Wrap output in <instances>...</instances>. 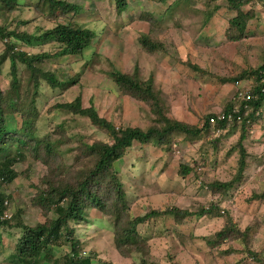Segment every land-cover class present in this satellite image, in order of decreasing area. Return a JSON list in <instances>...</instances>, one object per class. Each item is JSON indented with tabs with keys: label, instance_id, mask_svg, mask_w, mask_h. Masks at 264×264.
<instances>
[{
	"label": "rangeland",
	"instance_id": "1",
	"mask_svg": "<svg viewBox=\"0 0 264 264\" xmlns=\"http://www.w3.org/2000/svg\"><path fill=\"white\" fill-rule=\"evenodd\" d=\"M64 1L76 4L79 9L78 14H70L66 20L60 21L68 23L71 19L70 22L94 31L96 37L92 48L83 56L54 58L59 51V45L55 43L25 48L31 54L47 53L50 57L45 67L51 71L56 70L60 78H80L78 84L75 83L62 93L47 86L43 87L41 101L48 103L45 111L55 104L66 103L76 96H81L84 107L94 105L103 117L116 126L147 130L152 125L149 108L123 95L111 78V74L115 72L129 75L137 72L143 79H155L157 90L172 118L203 128L202 120L206 114H220L224 104L233 99L238 90L243 87L247 90L251 84L246 82L236 87L232 83H221L219 78L234 77L245 68L259 67L264 60V0H252L244 7L245 12L253 10L254 18L248 22L247 37L240 42H232L227 37L230 15L226 13L228 10H225L227 7L223 0L214 2L222 8L220 9L223 15L215 16L207 26L205 16L199 13L181 14L179 22L175 24L165 15L161 16L164 12L161 10H165L172 3L168 0L165 4L160 0H129V8L121 16L123 20L120 16L116 17L117 12L112 0ZM205 1L202 0L203 3L197 6L201 13L207 11ZM24 3H35V0H24ZM43 9L50 8L44 5ZM151 13L154 14L149 21L146 16ZM234 15L235 13L231 16ZM132 18H140L145 24L132 27L133 23H129ZM0 19L2 23L12 20L21 23L30 21L28 26L21 27V30H25L29 35L38 29L46 31L55 27L30 6H21L13 15H0ZM133 28L162 42L166 53L150 55L144 52L140 37H137ZM2 49L3 43L0 41V55ZM195 65L199 69L194 68ZM9 73L8 60L2 65L0 73V85L4 90L9 88ZM50 118L52 115L45 113L40 119V135L50 130ZM263 125L252 128L251 138L247 142L248 169L242 181L228 194L223 193L225 195L211 192L206 186L210 187L218 181L230 182L236 177L239 152L234 151L230 158L226 154L231 147H236L239 135L236 139L229 138L224 141L214 165L216 156L212 155V147L205 146L204 135L194 142L184 141L180 144L185 152L182 159L179 155L171 159L170 153H164L155 145L136 143L125 157L115 164L127 190L131 213L143 214L147 205L161 209L178 206L193 213L183 225H176L171 221L167 223L166 227L171 232L163 234L164 237L155 235L158 239L150 242V258L161 264H168L171 257L181 264H235L238 260H241L242 264H264L253 260L247 252L251 250L264 255V226L260 227L264 225V202L251 200L253 194L264 192ZM69 129H72L73 133H68V137L81 133L94 139H106L105 135L92 127L86 119L72 123ZM206 141H211V138ZM205 151H208V155H204ZM15 153V147L9 148L5 157ZM63 154L60 162L71 165L76 153L68 154L65 150ZM180 160L192 164L193 173L182 177ZM58 162L59 159L57 164ZM13 169L18 177L3 186V190L10 197L7 201L8 213L12 216L18 209H22L24 221L28 225L36 226L44 222L45 218L41 208L34 207L33 200L40 190L38 188L41 180L49 174L48 166L29 157L26 161L15 164ZM212 202H220L226 214L220 213L221 217L216 218H198L200 211ZM228 213L243 230L260 225L253 239L246 241L250 245L242 244V238H230L220 245L208 243L214 241V235L224 228ZM50 217L54 218V214H50ZM90 217L95 220L93 226H80L78 236L81 237L85 253H90L93 257V264L139 262L138 254L125 256L116 249L114 233L106 216L91 210ZM99 219H103L102 224ZM158 227H161V224H158ZM19 236L18 230L0 227V264H13L11 255L14 254ZM68 248L67 245L53 246L49 251L51 257L44 264H53L54 258L59 259V264H63L62 258Z\"/></svg>",
	"mask_w": 264,
	"mask_h": 264
},
{
	"label": "trees",
	"instance_id": "2",
	"mask_svg": "<svg viewBox=\"0 0 264 264\" xmlns=\"http://www.w3.org/2000/svg\"><path fill=\"white\" fill-rule=\"evenodd\" d=\"M112 1L116 8V17L121 18L129 8V0ZM160 1L165 4L167 0ZM168 1L172 3L165 10H161L164 11L161 16L165 15L174 24L179 22L178 16L181 14H203L206 26L218 14L223 15L222 8L214 3L216 0H206L204 4L207 11L202 13L197 8L199 3H203L202 0ZM223 1L227 7L225 10L235 13L231 16L232 14L226 12L230 15L227 37L232 42H240L247 37L248 22L254 18L253 10L245 12L244 9L252 0ZM44 5H48L50 9H43ZM21 6L33 7L39 16L55 27L46 31L38 29L29 35L25 30H21V27L28 26L30 21L21 23L12 20L9 23H2L0 19V41L3 43L0 73L2 65L9 60L11 76L9 88L4 90L0 85V227L20 232L14 254L11 255L13 264H44L51 257L49 253L51 248L59 245L69 247L62 258L63 264H93V257L90 253H85L81 237L78 236L80 226L85 225L88 228L93 226L95 220L90 217L91 210H96L108 218L117 250L125 256L134 253L140 256L139 262L133 264H161L150 258L148 254L150 242L158 239L155 235L161 238L164 237L163 234L171 232L166 227L167 223L171 221L176 225H183L193 213L178 206L161 209L150 205L146 206L143 214L131 213L127 190L115 164L124 158L136 143L155 145L164 153H170L171 159L178 155L182 159L185 152L180 144L184 141L194 142L204 135L205 146L212 147V155L216 156L214 165L222 151L224 141L229 138L236 139L239 135L236 147H231L226 154L230 158L234 151L239 152L236 177L230 182L218 181L210 187L206 186L211 192L228 194L242 181L248 169L247 142L251 138L252 128L264 123V60L259 67L245 68L234 77L219 78L221 83H232L236 87L246 82L251 84L247 90L240 87L235 97L224 104L220 114H206L202 120L203 128L172 118L157 90L155 79H143L137 72L132 75L115 72L111 74V78L123 95L149 108L152 125L147 130L116 126L103 117L94 105L84 107L81 96H76L66 103L55 104L45 111L48 103L41 101L43 87L47 86L62 93L75 83L78 84L80 78L79 76L70 80L60 78L56 70L51 71L45 67L50 57L47 53L31 54L25 48L55 43L59 45V51L54 58L83 56L92 48L96 34L90 29L70 22L71 19L68 23L60 21L66 20L70 14H78L79 9L76 4L64 0H35V3L29 4L24 3V0H0V15H13ZM153 14L146 16L147 20L151 21ZM139 40L143 51L150 55L166 53V47L162 42L146 35H142ZM196 66L193 67L199 69ZM45 113L52 115L50 130L40 135V119ZM79 119L88 120L92 127L105 135L106 139H94L81 133L68 137V133H73L69 127ZM208 138H211V141H206ZM12 147L16 148V153L5 157L8 149ZM65 150L68 154L76 153L71 165L60 162ZM204 155H208V151H205ZM29 157L45 163L49 169V174L41 180L38 188L40 190L33 200L34 207L41 208L45 218L44 222L36 226L28 225L24 221L22 209H18L11 218H4L8 214L7 201L10 197L3 190V186L12 183L18 177L13 169L14 165L26 161ZM191 165L180 160L182 177L193 173ZM198 168L201 169L200 166ZM251 200L264 202V192L253 194ZM52 213L54 218L50 217ZM220 213L226 214L220 202H212L210 206L200 211L198 218L221 217ZM99 221L102 224L103 219ZM158 224H161V227H158ZM259 226L257 224L243 230L228 213L224 228L214 235V241L208 243L220 245L230 238H242L240 241L246 245L247 240L253 239ZM247 252L253 260L264 263L263 254L251 250ZM52 262L59 264V259L54 258ZM168 264L181 263L171 257ZM235 264H242V261L238 260Z\"/></svg>",
	"mask_w": 264,
	"mask_h": 264
},
{
	"label": "crops",
	"instance_id": "3",
	"mask_svg": "<svg viewBox=\"0 0 264 264\" xmlns=\"http://www.w3.org/2000/svg\"><path fill=\"white\" fill-rule=\"evenodd\" d=\"M178 17H180V16H178ZM123 20V19H122ZM128 20V19H127ZM134 20V21H133ZM129 23L130 24H132L133 23V25H132V27H134L135 25H140V24H145L144 22H142V20L139 18V19H134V18H132L131 20H129ZM177 27V26H176ZM127 29H128V27H127ZM138 30V31H137ZM133 31H135L137 34L136 35H138L137 37H141L142 35H146V36H148V34H145V32H143V31H140L139 29H134L133 28ZM151 38V37H150ZM152 39H154V38H152Z\"/></svg>",
	"mask_w": 264,
	"mask_h": 264
},
{
	"label": "built area",
	"instance_id": "4",
	"mask_svg": "<svg viewBox=\"0 0 264 264\" xmlns=\"http://www.w3.org/2000/svg\"><path fill=\"white\" fill-rule=\"evenodd\" d=\"M220 118L224 119L223 116H220ZM212 122L214 123L215 121L212 119ZM218 135V133H217ZM4 218H11V214H6Z\"/></svg>",
	"mask_w": 264,
	"mask_h": 264
},
{
	"label": "clouds",
	"instance_id": "5",
	"mask_svg": "<svg viewBox=\"0 0 264 264\" xmlns=\"http://www.w3.org/2000/svg\"><path fill=\"white\" fill-rule=\"evenodd\" d=\"M8 214H10V213H8Z\"/></svg>",
	"mask_w": 264,
	"mask_h": 264
}]
</instances>
